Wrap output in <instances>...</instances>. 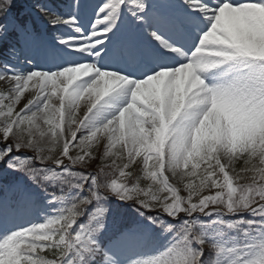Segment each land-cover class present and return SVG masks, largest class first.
<instances>
[{
	"label": "snow or ice",
	"instance_id": "1",
	"mask_svg": "<svg viewBox=\"0 0 264 264\" xmlns=\"http://www.w3.org/2000/svg\"><path fill=\"white\" fill-rule=\"evenodd\" d=\"M14 8L0 264H264V0Z\"/></svg>",
	"mask_w": 264,
	"mask_h": 264
},
{
	"label": "rangeland",
	"instance_id": "2",
	"mask_svg": "<svg viewBox=\"0 0 264 264\" xmlns=\"http://www.w3.org/2000/svg\"><path fill=\"white\" fill-rule=\"evenodd\" d=\"M23 2H24V0H15V6H19V5L24 6ZM27 2H28V0H27Z\"/></svg>",
	"mask_w": 264,
	"mask_h": 264
}]
</instances>
